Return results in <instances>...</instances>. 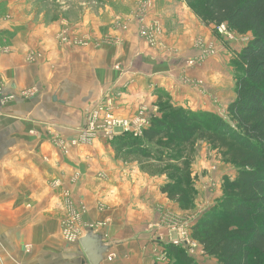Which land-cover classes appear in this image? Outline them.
<instances>
[{"label":"crops","instance_id":"crops-1","mask_svg":"<svg viewBox=\"0 0 264 264\" xmlns=\"http://www.w3.org/2000/svg\"><path fill=\"white\" fill-rule=\"evenodd\" d=\"M91 3L0 0V264H91L65 237L72 211L82 213L80 237L91 226L108 245L99 264H170L157 261L158 235L170 232L167 216L188 217L105 139L72 141L99 101L128 117L163 90L173 103L215 111L222 41L212 39L204 58L210 33L185 0Z\"/></svg>","mask_w":264,"mask_h":264},{"label":"trees","instance_id":"trees-1","mask_svg":"<svg viewBox=\"0 0 264 264\" xmlns=\"http://www.w3.org/2000/svg\"><path fill=\"white\" fill-rule=\"evenodd\" d=\"M185 2L205 25L225 24L226 29L238 34L251 33L236 53L241 72L235 76L236 96L227 106V118L207 110L175 108L170 98L159 96L158 115L151 116L140 136L132 132L114 136L116 148L128 156L147 158L146 143L169 142L175 149L180 142L191 146L203 139L217 149L238 172L233 180L223 178L224 194L218 206L199 216L190 227V235L216 264H264V0ZM179 169L185 171L186 167L174 170ZM188 175L186 170L185 180L177 177L162 187L179 208L185 196L190 201L194 197L189 196L194 188ZM159 244L170 264H197L184 248L170 242Z\"/></svg>","mask_w":264,"mask_h":264},{"label":"rangeland","instance_id":"rangeland-1","mask_svg":"<svg viewBox=\"0 0 264 264\" xmlns=\"http://www.w3.org/2000/svg\"><path fill=\"white\" fill-rule=\"evenodd\" d=\"M76 1L86 2L87 4L90 3L89 5L98 4V3L96 4L91 3V1L93 0H76ZM101 3L102 2H100L99 4ZM191 12L193 13L192 9ZM194 16L196 19H198L196 14ZM205 26L208 27V33H210L208 34L209 38L207 37L206 40L207 42H210L212 44L206 45L205 47L206 51L204 53L201 52V55L203 53L204 58L209 55L208 54L210 53L209 51L213 49L210 47L214 46L215 44L214 41L212 40L214 39V40L222 41L221 44L219 43V48L221 49L220 55L226 56L224 58L225 63L222 70L225 76V81L223 83V86H221L224 93L220 95V97H222V100L216 101L214 102V104L212 102L213 109H215V111H210V113H215L216 115L227 118V106L236 96L235 76L241 72L240 67H238L236 53L248 42V40L251 38V33L238 34L230 29L229 30L227 29V33L219 34L220 31L218 30L220 25L215 26L213 24L210 25L208 24ZM201 44H202V40H201ZM226 77L228 78V81ZM202 85L203 83L198 86H200V88L204 90L205 86L207 85H203V87ZM159 96H161L163 99H166V97H168L170 98L169 100L171 101V97L168 95L167 91L165 92L163 90H158L157 97ZM170 104H172L175 108L184 107L182 105H178L177 103H173V101H171ZM142 107L144 108V111L147 116L158 115L157 103L154 107L151 106L146 107L144 105H142ZM108 109L110 115H113L118 120L133 119V118L135 119V117L139 115V111H140V107H139L136 110V112L131 114L130 116L120 117L114 115V113L112 112L113 111L112 103L108 104ZM88 122H89V118L86 116L84 119V123H88ZM147 127L148 125H146L144 129H146ZM115 131L117 133L114 134L111 138H106L100 134L97 135L93 140L100 138L108 141V143L110 144V149L112 150L111 154H113L114 157L118 158L123 163H125L128 169L130 168L131 173L133 172H136L137 174L140 173L142 177H146V180L143 179L144 181H148L149 178L155 179L158 182V190L160 196L163 195L162 197L168 199V201H171L176 204L174 200L169 199L166 192L162 191V187L164 185H167L168 183L172 184L173 181L171 179H176L177 177H179L180 178L179 180L181 181L185 180L183 175L186 170L188 171L189 173L188 178L193 182V188H194L193 194H189V196L193 195L194 197L193 200L190 201L191 198L185 196V200L182 201L184 202V204L183 205L180 204V206L182 207L181 209L182 211L189 210L188 217L186 218H189L191 220L189 221V224L191 225L199 218L200 215L198 217H193L194 215H190V213L200 211V214H203L209 208L213 206L217 207L218 206L217 201H220L224 194L222 187L223 178L227 177L233 180L237 175L238 172L237 168L232 164L225 162L220 152L217 149L212 148L203 139H197L195 143L191 146H188L187 144H182V142H180L179 144H176L175 149H172V146H169L168 145L169 142L167 141H166L167 143L163 145H159L156 143H152V144L146 143L144 147L146 148L145 150L149 152L150 156L145 158L140 155L128 156L123 154L121 151H118L117 148H119V146H117L114 138L124 133V131L122 130L120 131L119 128L118 129L116 128ZM113 143L116 146H114ZM184 162H187V164L184 165ZM179 166L182 168L186 167V170L185 171L182 169H179L177 171L174 170L176 169V167ZM160 202L163 203V200L160 199ZM188 204H190L189 205L190 207L183 209L184 208L183 206H187ZM176 206L177 208H179L177 204ZM81 214H82L81 211H79L80 219H81ZM186 215L185 214L181 215L175 212V214L172 217L167 216L168 217L167 222H170V220L175 221L176 219L177 220L182 219ZM163 218L166 219L165 215ZM67 228L68 227H64V229ZM81 228L82 230H84L83 228L85 227L81 226ZM210 257L211 256L207 254L198 252V255L194 259L197 264H212L216 260H213Z\"/></svg>","mask_w":264,"mask_h":264},{"label":"built area","instance_id":"built-area-1","mask_svg":"<svg viewBox=\"0 0 264 264\" xmlns=\"http://www.w3.org/2000/svg\"><path fill=\"white\" fill-rule=\"evenodd\" d=\"M220 33H227V29L225 24L220 25L219 27ZM149 40L152 44H155L157 38L154 36H150ZM205 52V51H204ZM208 54H213L214 49L209 51ZM195 60H191L190 63H194ZM7 96L1 94L0 90V104L5 102ZM106 102V101H105ZM105 102L99 101L87 114L89 118L88 123H84L82 128L79 129V134L76 138L73 139V144L88 143L92 141L97 135H103L106 138H111L117 132L115 129L119 128L120 131L124 132H132L135 136H140L142 134L143 129L146 125L149 124V120L151 116H147L144 108H140L139 115L135 117V119H125L118 120L113 115H110L108 106ZM118 131V130H117ZM69 220L66 222L67 229H64L65 237L70 241H76L80 239L81 234L84 232L80 226L77 225L79 220V213L72 211L70 212ZM194 217V216H193ZM72 219V220H71ZM170 220V219H169ZM191 221L189 218L176 219L175 221L170 220L167 222L168 229L170 230L167 237H163L162 235H158V240L163 242H170L177 246H180L185 249L186 253L195 258L198 255V252L204 253L202 246L199 242L193 239L190 235V227L189 224ZM87 229L93 227L87 226ZM86 228V227H85ZM83 228V229H85ZM174 232V234H171ZM108 259H112V257H108ZM166 253L162 249L161 255L157 258V261L160 263L165 262Z\"/></svg>","mask_w":264,"mask_h":264},{"label":"water","instance_id":"water-1","mask_svg":"<svg viewBox=\"0 0 264 264\" xmlns=\"http://www.w3.org/2000/svg\"><path fill=\"white\" fill-rule=\"evenodd\" d=\"M82 249L91 264H99L103 261L108 245L105 244L103 236L94 229H87L79 239Z\"/></svg>","mask_w":264,"mask_h":264}]
</instances>
